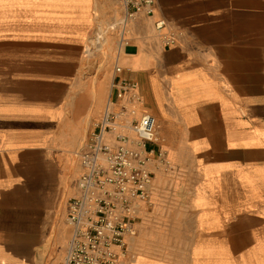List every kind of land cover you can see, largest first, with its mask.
Here are the masks:
<instances>
[{
    "label": "crops",
    "instance_id": "obj_1",
    "mask_svg": "<svg viewBox=\"0 0 264 264\" xmlns=\"http://www.w3.org/2000/svg\"><path fill=\"white\" fill-rule=\"evenodd\" d=\"M99 8L0 0V264H62L76 153L112 93L111 72L86 76ZM130 28L107 61L140 101L116 105L153 116L163 162L119 264H264V0H154Z\"/></svg>",
    "mask_w": 264,
    "mask_h": 264
},
{
    "label": "built area",
    "instance_id": "obj_2",
    "mask_svg": "<svg viewBox=\"0 0 264 264\" xmlns=\"http://www.w3.org/2000/svg\"><path fill=\"white\" fill-rule=\"evenodd\" d=\"M114 1L123 11L116 42L121 53L120 48L129 44L127 24L139 17L150 18L154 0ZM153 28L164 47L178 43L180 33L170 30L165 20L155 21ZM112 74V93L76 153L81 173L75 194L67 200L71 235L62 264H119L126 257L127 240L135 236L140 209L151 205V159L155 155L163 162V154L150 148L156 138L153 116L143 112L128 121L135 110L116 105L124 98L131 106L140 101L136 83L121 77L116 62Z\"/></svg>",
    "mask_w": 264,
    "mask_h": 264
},
{
    "label": "rangeland",
    "instance_id": "obj_3",
    "mask_svg": "<svg viewBox=\"0 0 264 264\" xmlns=\"http://www.w3.org/2000/svg\"><path fill=\"white\" fill-rule=\"evenodd\" d=\"M95 1L96 3L100 4V8H99L100 13L99 12L94 13V17L97 16V20L95 22V29H97L98 32L100 30H106L108 32L106 34L107 36L116 39V37H118V34H119V29H120L119 26L121 27V25L118 26L117 24L118 23L120 24L121 18H123L121 15L123 13L121 6L118 3L113 2L112 0H107L106 2L105 0H95ZM100 9L102 10L100 11ZM137 21L138 19L127 24L128 28H126V30L128 31V34H126V36L129 35V32L132 33V29L131 28L129 29V25L135 24ZM91 36H92V33L90 37ZM88 43H90L89 40H88ZM92 44L96 45V42H92ZM105 46L106 45H104V47ZM104 47L102 49L101 48L92 49V56L89 59L85 60L86 67L88 69V74L86 75L87 77L96 75V74L105 76L104 74L108 75L110 72L112 75V69L114 66V62L112 60L113 63L110 64V62L107 61L108 55ZM114 49H115V46H114ZM109 87H110V84H109ZM83 140L84 139H82V141ZM134 230L136 234V229L134 228Z\"/></svg>",
    "mask_w": 264,
    "mask_h": 264
},
{
    "label": "bare ground",
    "instance_id": "obj_4",
    "mask_svg": "<svg viewBox=\"0 0 264 264\" xmlns=\"http://www.w3.org/2000/svg\"><path fill=\"white\" fill-rule=\"evenodd\" d=\"M108 32L106 31V30H100L99 32L97 31V29H94L93 30V32H92V36L91 37H89V41H90V43H88L87 45H86V58H89V57H91L92 56V49H99V48H103L104 47V45H106L104 48L106 49V53H108L107 51H108V49H109V47H110V43H111V40L109 39V36H107L106 34H107ZM92 42H96V45L95 44H92ZM90 48V49H89ZM120 50H123V47L122 48H120ZM137 85V84H136ZM136 92L137 93H139L138 92V86H137V88H136ZM78 158V157H77ZM78 163H79V170H80V172H79V175H80V173H81V166H80V162H79V158H78ZM79 175H78V177H79ZM78 177H77V179H78ZM76 182H77V180H76ZM75 192H76V184H75ZM75 194V193H74ZM72 197V196H71ZM69 199V198H68ZM67 199V200H68ZM68 225V224H67ZM69 226V225H68ZM70 227V226H69ZM70 230H71V228H70ZM70 235H71V233H70ZM70 238V237H69ZM131 239V238H130ZM69 240V239H68ZM68 242V241H67ZM68 248V246H67V243H66V246H65V251H66V249ZM64 256H65V253H64ZM64 258V257H63ZM62 262H63V260H62Z\"/></svg>",
    "mask_w": 264,
    "mask_h": 264
}]
</instances>
